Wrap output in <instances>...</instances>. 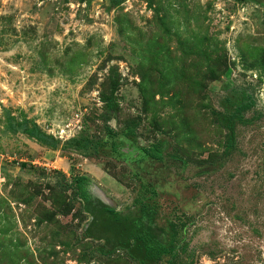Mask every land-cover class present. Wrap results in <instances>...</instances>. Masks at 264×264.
Listing matches in <instances>:
<instances>
[{
  "label": "rangeland",
  "instance_id": "rangeland-1",
  "mask_svg": "<svg viewBox=\"0 0 264 264\" xmlns=\"http://www.w3.org/2000/svg\"><path fill=\"white\" fill-rule=\"evenodd\" d=\"M0 264H264V0H0Z\"/></svg>",
  "mask_w": 264,
  "mask_h": 264
},
{
  "label": "trees",
  "instance_id": "trees-1",
  "mask_svg": "<svg viewBox=\"0 0 264 264\" xmlns=\"http://www.w3.org/2000/svg\"><path fill=\"white\" fill-rule=\"evenodd\" d=\"M250 106L247 102H241L238 103L235 106V109L232 113V116H237L235 118L242 119L241 112L248 108ZM234 118V117H233ZM26 122V121H25ZM19 127H21L22 131L27 134L29 137L35 139L36 141L51 147L56 148L58 146V140H56L52 135L47 134L43 130H41L36 123H33L32 125H28L26 123L19 124ZM145 154L157 159L161 160L160 153H152L149 149H145ZM22 166H25V164L22 163ZM91 181L86 175H76L70 183H65L66 188H77L78 194L85 200L89 199V192H88V186L90 185Z\"/></svg>",
  "mask_w": 264,
  "mask_h": 264
}]
</instances>
